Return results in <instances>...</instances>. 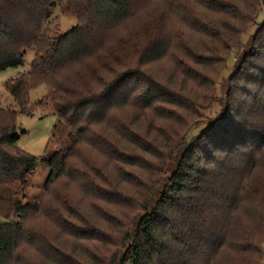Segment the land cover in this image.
Masks as SVG:
<instances>
[{"label":"trees","instance_id":"1","mask_svg":"<svg viewBox=\"0 0 264 264\" xmlns=\"http://www.w3.org/2000/svg\"><path fill=\"white\" fill-rule=\"evenodd\" d=\"M132 2L0 0V73L24 66L26 55L29 52L35 54L30 71L8 84L9 93L20 107V114L32 116L30 91L41 86L49 88L53 113L57 117L55 131L62 127L72 140L71 147L66 151L49 155L47 147V157L42 160L28 155L16 147L20 134L25 133L17 131L18 113L5 111L0 106V196H10L5 190L9 182L26 186L39 164L50 171L45 184L47 190L66 175L70 160L79 154L82 157L84 146L105 161L99 164L89 159L88 155L83 159L77 158L87 170L79 168L75 173L85 179L87 187L88 184L93 187L91 181H105L104 171L108 164L116 170L118 164L134 167L135 161L128 159L126 147H121L123 140L138 145L146 155H151L156 147L151 141L152 146L147 143L148 139L133 134L131 124L115 114L128 106L139 105L140 111L147 114L154 110L152 102L156 101L178 108L183 106L185 111H193L190 114H194L195 118L197 109H208L217 102L214 97L216 85L205 69H186V73L193 77L189 78L193 80L194 87L202 90L201 95L169 94L154 89L157 95L152 96L153 93L144 89V85L153 83L145 81L139 73L127 70L129 50L123 48L122 52L126 53L105 58L102 64H97L90 61L94 46L83 34L86 26L74 27L55 39L44 32V25L51 19L52 9L57 5L69 7L81 23L88 16L92 22L112 27L131 15ZM188 3L189 0H167L166 10L179 9L184 5L191 7ZM198 3L205 8L208 16L195 19L194 29L210 41L218 40V47L228 54L241 48L239 36L256 25L261 11L259 0H198ZM189 7L190 16L198 15ZM212 18L220 20L216 23L212 22ZM183 47L180 43L172 46L182 50L180 53L187 58H192L196 66L206 68L204 62L188 51V47ZM168 48L158 39L151 50L142 55L139 65L162 60ZM219 48L213 52L218 53ZM262 63L264 21L238 58L236 71L227 83L226 115L210 134L204 133L198 144L189 145L182 151L183 137L167 140V145L162 147L164 152L154 157L161 162L160 167L153 168L154 174L129 178L138 191L131 197H118L131 215L123 217L118 224L120 241L110 246L117 251L122 250L120 255L116 251L109 264L264 263ZM259 76L262 77L255 81L252 79ZM182 123L183 129L192 124L186 120ZM112 124L119 136L117 141L110 139L107 132ZM60 197H64L62 193ZM59 201L65 203L63 198ZM24 208L20 204L15 206L16 218L13 220L0 216V264H12L22 249L25 236L39 234L28 223L29 214ZM55 209L56 203L46 213L63 222V214ZM95 236V233L80 231V235L74 237L86 243L101 242ZM90 264L108 263L93 260Z\"/></svg>","mask_w":264,"mask_h":264},{"label":"rangeland","instance_id":"2","mask_svg":"<svg viewBox=\"0 0 264 264\" xmlns=\"http://www.w3.org/2000/svg\"><path fill=\"white\" fill-rule=\"evenodd\" d=\"M259 2L261 11L256 25L249 27L243 36H239L241 48L231 50L229 54L218 47V40L210 41L207 36H203L194 29L195 19L199 16L205 18L208 16L198 0H189L188 5L191 7L184 5L179 9L174 7L170 11L166 10L167 0L166 2L165 0H133L131 15L112 27L92 22L88 16H85L81 23L79 17L65 5H57L52 9L51 19L44 25V32L48 37L59 38L74 27L86 26L83 34L88 43L94 46L90 61L97 64H102L105 58L110 59L116 54L126 53L122 52L123 48L125 51L129 50L127 70L139 73L145 81L153 83L150 86L144 85V89L153 93L152 96L157 95V93L154 94V89L169 94L177 92L194 97L201 95L202 90L194 87L191 80L193 77L186 73V69L193 68L197 71L205 69L216 85L214 97L217 102L208 109H197L195 118L194 114H190L193 111H185L183 106L178 108L176 105L171 106L156 101L152 102L154 110L147 114L142 113L143 110L140 111L139 105H131L117 111L115 113L118 114L117 116H122L131 124L133 134L139 138L148 139L146 142L151 146L154 144L156 148L151 155H146L139 150L138 145L135 146L126 139L123 140L121 147L123 149L126 147L127 157L135 161V166L124 167L118 164L116 170L108 164V168L104 171L105 181L101 179L91 181L90 185L93 187L88 183V187L85 186V179L75 173L79 168L81 171L87 170L77 158L83 159L88 155L89 159L99 164L105 161L85 146L81 151L82 157L79 154L70 160L66 175L56 183L54 182L47 190H45V184L50 171L43 164H39L31 174L26 186L20 187L9 182L5 190L10 196L8 194L0 196V216L13 220L16 218L15 206L20 204L23 208L27 207L24 208L29 214L27 221L34 231L39 233L37 236H25L22 249L12 264H90L93 260L109 264L117 252L118 255L121 254L122 249L117 251L110 244L120 241L118 224L123 217L131 215V211L119 201L118 197L126 198L136 195L138 188L135 184H131L130 177L142 178L143 175L154 174L153 168L161 166V162L156 160V155L164 152L162 147L167 145V140L183 137L185 141L180 150H185L189 145L198 144L204 133L210 134L213 127L226 115L228 80L236 71L238 58L243 54L244 46L250 43L264 21L263 0ZM181 3L184 4V2ZM188 7L195 10L198 15L190 16ZM211 20L218 23L220 18ZM158 39L165 47H169L166 57L153 63L139 65L142 55L151 50L153 43ZM179 43L188 47V51L204 62L206 68L196 66L192 58L189 59L184 53H180L182 50L172 48ZM217 48H219L218 53L213 52ZM34 56L33 52H29L25 57L24 66L0 73V106L5 111L18 113L17 131L25 133L20 134L17 149L42 160L47 157V147L49 155L66 151L71 147L72 140L62 127L55 131L57 117L53 113L49 88L41 86L30 91L29 107L33 113L32 116L20 114V107L7 89L8 84L30 71ZM261 77L252 79L255 81ZM154 85H156L155 88ZM255 95L258 94L255 92ZM185 120L192 124L196 122V124L192 128H190L192 124L189 125L188 129H190L187 131V128L181 127ZM54 132L55 137L52 138ZM107 132L110 139L115 141L119 139L113 124ZM186 132L188 133L184 138ZM99 192L102 193L99 194ZM61 193L64 197H60ZM62 198L65 203L59 201ZM54 203L57 204L58 211L63 214L61 216L63 222L59 221L61 224L53 214L46 213V210L52 208ZM110 218L113 220H109ZM80 231L95 233V239L101 242L86 243L83 239L74 237L80 235ZM109 240L110 243H108Z\"/></svg>","mask_w":264,"mask_h":264},{"label":"water","instance_id":"3","mask_svg":"<svg viewBox=\"0 0 264 264\" xmlns=\"http://www.w3.org/2000/svg\"><path fill=\"white\" fill-rule=\"evenodd\" d=\"M263 4H264V0H263Z\"/></svg>","mask_w":264,"mask_h":264}]
</instances>
